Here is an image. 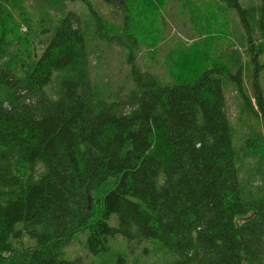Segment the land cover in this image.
Masks as SVG:
<instances>
[{
	"label": "trees",
	"instance_id": "obj_1",
	"mask_svg": "<svg viewBox=\"0 0 264 264\" xmlns=\"http://www.w3.org/2000/svg\"><path fill=\"white\" fill-rule=\"evenodd\" d=\"M101 1L118 23L93 0H0V264H139L120 240L157 245L144 264H264V0ZM157 5L189 23L196 78L172 53L169 80L135 64ZM208 6L234 16L224 44ZM102 40L129 50L126 85L91 77Z\"/></svg>",
	"mask_w": 264,
	"mask_h": 264
},
{
	"label": "rangeland",
	"instance_id": "obj_2",
	"mask_svg": "<svg viewBox=\"0 0 264 264\" xmlns=\"http://www.w3.org/2000/svg\"><path fill=\"white\" fill-rule=\"evenodd\" d=\"M244 1L246 0H240L242 3H244ZM92 4L98 8L97 10L102 14H105L111 22L118 23L120 20L119 11H114L115 9L110 7L107 3L101 0H93ZM205 4L211 6L208 0H206ZM209 6L207 7L208 29H210L213 34L219 36L216 39L215 44H224L226 37L225 23L228 18L229 21H232L234 16L228 11H226V16H222L224 11L219 15ZM69 8H74L80 12L83 11V8L79 3H74L69 6ZM177 15V9L174 6L169 5L167 8L163 9L162 5H157L151 17L154 25L150 28L154 40L151 42V39H148L146 42V44L149 47H153V49L147 50L145 46L141 45L139 49L134 52L135 64L142 71L153 74L155 73L160 80H169L166 78H168L167 64L170 59L167 55L170 53L178 59L177 61L180 64V69L185 74V76L182 77L187 80L196 78V76L203 70L204 66L208 64L206 60L200 58L199 45H196V43L192 44L189 23L186 22L185 19L180 20V17ZM173 16L174 18L172 19ZM113 17H115V19H113ZM204 28L205 25L203 23L202 30H204ZM197 30L198 32L202 31L200 28H197ZM212 39L215 40L214 38ZM96 47L97 55L91 57V77L93 80H102V82L107 81L109 86L114 88L126 85L123 83V79L125 75L129 73L130 67L127 63V53L129 50L126 49L125 51L116 44L105 43L103 40L98 41ZM175 75H178L177 68L175 69ZM260 83L264 87V70L260 73ZM129 86H131L130 82ZM225 94L229 118L235 130V140L238 141L237 139L241 134L239 128L242 122L239 119L240 114L238 113L235 103V93L228 89L225 91ZM120 241L121 244H112V250L116 252L119 257L124 259L125 262H133L136 260L139 264H144L149 263L148 261L155 260L157 257L158 259L161 258V255L158 254V252H155L157 245L153 244L151 241L129 245L122 240ZM72 248L73 249L70 248L69 250L70 255L75 249L78 254L83 255L79 246L75 245ZM107 260L111 259H105V262Z\"/></svg>",
	"mask_w": 264,
	"mask_h": 264
},
{
	"label": "water",
	"instance_id": "obj_3",
	"mask_svg": "<svg viewBox=\"0 0 264 264\" xmlns=\"http://www.w3.org/2000/svg\"><path fill=\"white\" fill-rule=\"evenodd\" d=\"M106 2H108V1H113V2H115V3H117L118 5H120V6H123V1L122 0H105Z\"/></svg>",
	"mask_w": 264,
	"mask_h": 264
}]
</instances>
